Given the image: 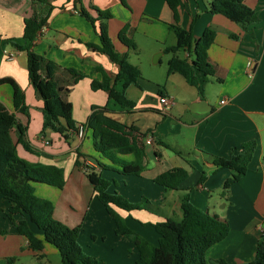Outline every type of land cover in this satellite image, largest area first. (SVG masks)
<instances>
[{"label":"crops","instance_id":"0c3cea01","mask_svg":"<svg viewBox=\"0 0 264 264\" xmlns=\"http://www.w3.org/2000/svg\"><path fill=\"white\" fill-rule=\"evenodd\" d=\"M179 1V24L192 27L196 38L207 27L216 30L215 41L208 50L216 73L210 76L203 96L180 73H168V65L164 70L152 66L162 63L166 45L174 35L170 29V24L175 23L174 12L166 0H0V78H12L23 89L27 112L15 108L10 83L0 85V101L16 113L36 150L30 152L17 143L20 132L15 127L12 136L19 155L31 162L55 164L64 169L63 188L35 183V191L51 199L55 217L77 229L88 243L98 240V235L91 232H101L104 227L101 220L97 225L92 215L104 209L85 166L95 168L115 184V191L130 200L143 197L151 200V210H123V214L132 228L155 245L159 243L160 234L153 224L169 218L181 219V199L188 193L194 205L226 219L231 227L226 238L208 249L207 264H219L220 259L224 260L223 264H244L256 254L258 232L264 233V0H245L259 14V20L250 24L247 31L222 14L210 13L211 0ZM51 6L48 21L39 31L41 35L32 49L56 63L54 78L61 88L59 94L73 104L77 126L86 122L94 106H107L111 117L136 125L147 137L154 136L152 143H146V169L141 175L102 169L97 160L111 163L95 149L91 130H86L83 137L77 129L66 130L64 134L51 129L42 133L43 100L29 78L27 52L19 50L16 44L24 42L25 18L34 13L45 15ZM94 7L112 12V17L105 22L115 49L127 54L129 61L141 70L138 85L127 88L134 108H123L107 91L92 88L93 80L103 78L99 67L112 78L119 71V65L106 53L87 45L88 42L99 44L100 37L80 9L85 8L97 17ZM99 24L97 22V28ZM126 24H129L127 35L135 41L136 50L129 49L119 39ZM141 39L151 43L152 48L143 47ZM6 52L14 58L8 59ZM181 52H184L181 57L191 58L187 50H180L179 56ZM156 53L158 61L153 59L152 62ZM251 60L255 62L253 68L248 66ZM116 87L122 89V83L118 82ZM165 95L174 103L167 113H162L160 98ZM222 99L226 102L222 103ZM250 141L256 146L245 174L231 185L225 197L223 184L233 170L218 167L212 156L228 158L233 152L242 151L243 145ZM122 157L128 161L134 158L131 154ZM178 167L188 171V178L179 188L167 192L153 181L159 174ZM168 195L175 199L169 210L160 212L161 198ZM9 205L0 194V229L8 231L0 235V264H48L42 259H48L47 256L58 249L45 242L42 251L32 250L27 238L18 233L7 217L5 212ZM15 218L19 220L22 216ZM30 225L43 238L42 232L33 223ZM114 246L117 251L113 256L104 254L106 247H98L97 252L104 255L93 254L117 262L116 258L119 264H132L139 258V250L129 238L117 237ZM38 254H43V258ZM23 258H29L28 263Z\"/></svg>","mask_w":264,"mask_h":264},{"label":"trees","instance_id":"16d2710c","mask_svg":"<svg viewBox=\"0 0 264 264\" xmlns=\"http://www.w3.org/2000/svg\"><path fill=\"white\" fill-rule=\"evenodd\" d=\"M166 2L174 12L175 23L170 24V29L177 37L175 45L165 48L166 53L172 54L168 61V73H180L191 85L196 86L203 96L210 76L216 73L215 65L210 61L208 54L210 46L215 41L216 30L207 27L203 34L196 38L192 27L185 28L179 24L180 1L166 0ZM93 9L97 11V17L85 8L80 9V13L86 16L98 30L100 37L99 44L88 42L87 45L106 53L119 65V71L112 78L99 67L98 70L102 72L103 78L101 81L93 80L92 88L107 91L110 98L123 108H134V101L127 96V88L130 85H138V80L142 77L141 70L129 61L127 54H121L115 49L105 22L112 17V12L97 7ZM51 10L52 6L45 15L34 13L25 18L24 42L16 46L19 50L27 52L29 78L43 100L42 133L51 129L64 134L66 130H78L77 122L73 117V104L59 94L61 88L54 78L56 63L32 49L39 31L48 21ZM208 11L224 15L246 31L250 24L259 20L258 11L248 6L245 0H211ZM97 22H100L98 28ZM128 28L129 24H126L121 29L119 39L129 49L136 50L135 41L127 35ZM180 50H187L191 58L179 56ZM118 82L122 83V89H117ZM4 83L13 86L15 108L27 112L23 89L9 77L0 78V85ZM110 111L107 106H94L88 119L83 123L87 130L92 131L95 149L111 164L100 160L97 162L102 169H114L125 175H141L146 169L147 133L142 132L136 125H128L111 117ZM15 127L20 132L17 143L23 144L30 152H36L27 139L26 128L19 123L16 113L11 112L0 101V194L10 202L5 212L7 217L15 225L18 233L27 238L29 247L34 251H42L45 242H48L58 249L63 264H107L85 253L78 241V230L55 217V205L51 199L36 194L35 183L63 188L64 169L55 164L31 162L21 157L12 136ZM255 146L256 143L250 141L243 145L242 151L233 152L228 158L212 156L215 165L233 170L232 175L223 184L225 197L231 185L243 178ZM128 154L133 155V160L128 161L122 157ZM85 167L96 196L115 221L116 233L129 236L137 246L139 258L134 264H207L208 249L230 233L231 227L226 219L197 207L191 202L187 193L181 199L183 212L181 219L169 218L153 224L160 234L159 243L155 245L129 227L125 218L114 208L125 211L151 210L153 208L151 201L143 197L141 201L131 202L118 191L110 192L109 187L112 182L105 179L95 168ZM187 178L188 171L178 167L159 174L153 181L162 185L165 190H171L179 188ZM16 215H21L22 218L16 220ZM30 223L42 232L43 238L32 229ZM7 233L6 229H0V235ZM257 235L256 254L251 261L244 264H264V233L258 232ZM43 256L38 254V257L43 258ZM217 263L223 264L224 260H217Z\"/></svg>","mask_w":264,"mask_h":264},{"label":"rangeland","instance_id":"374dc122","mask_svg":"<svg viewBox=\"0 0 264 264\" xmlns=\"http://www.w3.org/2000/svg\"><path fill=\"white\" fill-rule=\"evenodd\" d=\"M173 33V31H172ZM174 34V33H173ZM173 37H171L172 39L169 40L168 45H170L171 43H173V41L176 42L177 40V37L176 35H172ZM141 42V45L143 47H145L147 50L151 49L152 48V45L151 43L147 42L146 39H141L140 40ZM158 53V52H157ZM156 53V54H157ZM153 55L152 57V62H153V59L155 57V55ZM171 53H165L163 56H162V63L161 64H156V65H152L153 67L157 68V70H164L165 68H167V65H168V59L171 57ZM180 56H184V52H181L180 53ZM147 61V60H146ZM148 64H149V57H148ZM154 64V63H152ZM115 184L112 183L111 184V187L109 188V191L114 193L115 192V189L116 187L114 186ZM165 189V188H164ZM165 191H170V190H165ZM37 194V193H36ZM121 194V193H120ZM122 196H124V194H121ZM127 195H130L129 191L127 192ZM42 197V196H41ZM125 197V196H124ZM128 201H131V202H138V201H141L142 198L138 199L137 201L135 200H130L129 198L125 197ZM147 198V197H146ZM149 199V198H148ZM175 199L174 196H170L168 195L167 197H163L161 198L162 200V203L160 202V212H166L167 210H169L170 206H171V201H173ZM151 201V200H150ZM152 203V202H151ZM101 204V203H100ZM224 204V201L222 202L221 205ZM102 205V204H101ZM103 209H104V212H98V214L93 213L92 217L93 219L97 222V225H98V221H102L103 223V229L101 232H91V233H95L94 235H98V240L97 241H94V242H87L85 240V237L84 235L82 234L81 237L79 236L78 237V241L80 243V245L82 246L83 248V251L91 256H94L98 259H101L103 261H105L107 264H119V261L115 258V260L118 262H115L112 258H109V260H107L105 257H100L101 255H104L105 253L107 254V256H113V254L117 251V249L115 248V243H116V238L117 237H124L125 240H127L128 238L131 239L129 236L127 235H123V234H117L116 233V228H115V224H114V219L112 220V216L111 214L107 211V209H105V206H103ZM123 217H124V211L120 208H117V207H114ZM124 213V214H123ZM125 218V217H124ZM175 219V218H174ZM126 221V219H125ZM126 223L128 224V222L126 221ZM129 227H131L129 224H128ZM132 228V227H131ZM134 231H136L138 234H140V232H138L137 230H135L134 228H132ZM142 235V234H140ZM132 240V239H131ZM133 241V240H132ZM92 245V248H90V246ZM157 245V244H156ZM98 247H106V250L104 252V254H99L98 251ZM137 248V247H136ZM93 253H97L99 254L100 256H95V254ZM48 259L44 258L42 259L43 262H48L50 264H63L62 263V260H61V256H60V253L58 251L56 252H52L50 253L48 256ZM24 262L25 263H28L29 261V258H23ZM35 262L39 263L40 261H36ZM134 264V263H132Z\"/></svg>","mask_w":264,"mask_h":264},{"label":"built area","instance_id":"2783aa9c","mask_svg":"<svg viewBox=\"0 0 264 264\" xmlns=\"http://www.w3.org/2000/svg\"><path fill=\"white\" fill-rule=\"evenodd\" d=\"M41 32H39L38 33V36H37V38L36 39H39V37H40V34ZM6 55H7V57H8V59H13L14 58V55L13 54H11V53H8V52H6ZM254 64H255V62L254 61H249V63H248V66H249V68H253L254 67ZM160 101H161V103H162V113H167L170 109H171V107H172V105H173V99L172 98H170L169 96H167V95H165V96H161V98H160ZM221 102L222 103H225L226 102V100L225 99H222L221 100ZM86 126L83 124V123H81V124H79L78 125V134L81 136V137H83L84 135H85V133H86ZM154 141V136H148L147 138H146V140H145V142L146 143H152ZM46 144H49V141L48 140H46V142H45Z\"/></svg>","mask_w":264,"mask_h":264},{"label":"water","instance_id":"95a60500","mask_svg":"<svg viewBox=\"0 0 264 264\" xmlns=\"http://www.w3.org/2000/svg\"><path fill=\"white\" fill-rule=\"evenodd\" d=\"M159 57V54H157L156 55V57L154 58V62H157L158 60H157V58ZM204 101H202V102H198V103H203Z\"/></svg>","mask_w":264,"mask_h":264}]
</instances>
